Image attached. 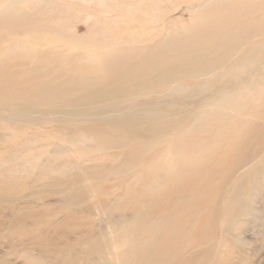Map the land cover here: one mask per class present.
<instances>
[{
  "label": "rangeland",
  "instance_id": "1",
  "mask_svg": "<svg viewBox=\"0 0 264 264\" xmlns=\"http://www.w3.org/2000/svg\"><path fill=\"white\" fill-rule=\"evenodd\" d=\"M0 28V264H264V0H0Z\"/></svg>",
  "mask_w": 264,
  "mask_h": 264
},
{
  "label": "bare ground",
  "instance_id": "2",
  "mask_svg": "<svg viewBox=\"0 0 264 264\" xmlns=\"http://www.w3.org/2000/svg\"><path fill=\"white\" fill-rule=\"evenodd\" d=\"M1 2H2V0H1ZM234 2V1H233ZM11 3V5H12V2H10ZM210 3V2H209ZM224 3V2H223ZM230 3L231 2H229V5H230ZM236 3V2H235ZM255 4V3H254ZM8 5V4H7ZM6 5V6H7ZM17 5V4H16ZM215 5V4H214ZM233 5V4H232ZM216 6H218V5H216ZM220 6V5H219ZM218 6V7H219ZM225 6V5H224ZM251 6H252V4H251ZM257 6H259V5H257ZM4 8V7H3ZM7 8V7H6ZM16 8V7H15ZM15 10V9H14ZM2 11V10H1ZM11 11V10H10ZM208 11V10H207ZM216 11V10H215ZM15 12H16V10H15ZM225 12V11H224ZM8 14V13H7ZM15 15H16V13H15ZM15 15H13V16H15ZM17 16V15H16ZM23 16V15H22ZM28 16V15H27ZM154 17V16H153ZM28 19V18H27ZM29 20V19H28ZM23 21V20H22ZM209 21V20H208ZM206 22V21H205ZM3 24V23H2ZM224 24V23H223ZM12 26V25H11ZM234 26V25H233ZM233 26H231V27H233ZM192 28V27H191ZM190 28V29H191ZM1 29V28H0ZM229 34V33H228ZM191 35H194V33H191ZM236 38V37H235ZM192 38H189V39H185V41L184 40H179V42L177 43V45L175 46V47H173V49H171L170 51H169V54H176V53H178V52H181L180 53V55H182V52H183V55H182V57H184V58H187V60L191 63V64H183V63H174V64H172V63H170V62H167V61H165L166 60V58H164L165 60H162L161 58H160V55H159V52H158V56H159V58H160V63L158 64V66H160L155 72L157 73V71H159V73L161 74V76H160V80H166L167 78H169V79H172V80H175V81H177V79L179 78V77H176L177 75H175V73L176 72H178L179 70H181V71H183L184 70V68H189L190 70H192L193 69V67H195V66H197V65H199L198 63L200 62V60L202 61L203 59H205L206 60V58H205V56H206V54H207V51L206 50H203V48H201V49H196V40H191ZM196 39H198V38H196ZM80 40V39H79ZM243 40V39H242ZM88 42V41H87ZM247 42V41H246ZM89 43V42H88ZM250 43V42H249ZM18 44H20V43H18ZM94 45V44H93ZM39 47H40V45H39ZM106 47V46H105ZM115 47V46H114ZM208 47H209V43L207 44V50H208ZM91 48V47H90ZM104 48V47H103ZM238 48V47H237ZM97 51V50H96ZM104 51V50H103ZM111 51V50H110ZM248 51V50H247ZM3 52V51H2ZM48 52V51H47ZM123 52L122 51H120V50H118V51H116V52H114V53H112V54H110L109 55V59L107 60V62L105 63V65L108 67V68H110V67H119L118 65L120 64V59H121V57L122 56H124V54H122ZM21 54V53H20ZM45 54V53H44ZM49 54H51V53H49ZM127 54V53H126ZM125 54V56H136L137 54H138V51H135V50H133V51H131V53H129V55H126ZM157 53H156V51H151L150 53H148L147 55H145L146 57H145V59H143L138 65V70H137V73L135 74V77L133 76L132 78H131V81H130V83H128V86L130 87L131 85H129V84H135V86L134 87H137V86H139V88H137V89H139V91H142V92H148V91H150L151 89L150 88H153L155 85H158V82H159V80H156L153 76H150L151 74H149V75H142V69L143 70H146V67L147 66H149V63L152 61V59L154 58V56L156 55ZM32 56V55H31ZM75 56V55H74ZM5 57V56H4ZM37 57V56H36ZM45 57V56H44ZM46 58V57H45ZM228 58V57H227ZM22 59V58H21ZM130 59V58H129ZM20 61H22V60H20ZM42 61V60H41ZM230 61V60H229ZM132 63H133V60H128V62H127V67L130 69V73H131V69H132V67H131V65H132ZM156 63V62H155ZM204 63V62H203ZM202 63V64H203ZM91 64V63H90ZM154 64V63H153ZM209 64V63H208ZM15 66V65H14ZM16 66H17V64H16ZM144 68H143V67ZM208 66V65H207ZM240 66V65H239ZM27 67V66H26ZM82 67V66H81ZM140 67H142V68H140ZM15 68H17V67H15ZM14 68V69H15ZM174 68H176L174 71H173V69ZM209 68V67H208ZM18 69V68H17ZM126 69V68H125ZM238 69V68H237ZM10 70V69H9ZM19 70V69H18ZM177 70V71H176ZM192 72H195V71H192ZM226 72V71H225ZM9 73V72H8ZM125 73H128V71L127 72H125ZM228 73V72H227ZM189 74V73H188ZM154 75H155V73H154ZM221 75V74H220ZM241 76V75H240ZM180 79V78H179ZM178 79V80H179ZM123 80V79H122ZM215 80V79H214ZM23 81V80H22ZM33 81H34V79H33ZM32 81V82H33ZM199 81V80H198ZM18 82V81H17ZM116 82V81H115ZM119 82V81H118ZM206 82V81H205ZM111 83V82H110ZM114 83V82H113ZM122 83V82H121ZM4 84V83H3ZM102 86H104V85H102ZM109 86V85H108ZM2 87V86H1ZM23 87V86H22ZM21 87V88H22ZM119 87V86H118ZM133 86L130 88V90H129V96H134V95H136V94H138L137 92H136V88H134ZM24 88V87H23ZM22 88V89H23ZM12 89H14V88H12ZM43 89V88H42ZM224 89V88H223ZM30 90V89H29ZM109 90V89H108ZM175 90L176 91H179V90H183V88L181 87V86H176L175 87ZM206 90V89H205ZM209 90V89H208ZM27 92V91H26ZM25 92V93H26ZM29 92V91H28ZM53 92V91H52ZM9 93H11V92H9ZM21 93V92H20ZM238 94V93H237ZM22 96V95H21ZM115 96V95H114ZM239 96V95H238ZM207 97V96H206ZM209 97V96H208ZM236 96L235 95H225V94H222V95H220L218 98H217V100H216V102L214 103V105H219V104H221V105H229V103H230V101H231V99H233V98H235ZM24 98V97H23ZM212 98V97H211ZM14 99V98H13ZM34 99V98H33ZM18 100V99H17ZM8 101V100H7ZM29 101V100H28ZM8 103V102H7ZM249 103V102H248ZM2 105V104H1ZM16 106H20L19 104H15ZM212 105V104H211ZM203 106V105H202ZM236 106V105H235ZM33 107V106H32ZM31 107V108H32ZM12 108V107H11ZM34 108V107H33ZM51 108V107H50ZM238 109V108H237ZM253 109V108H252ZM210 110V109H209ZM214 110V109H213ZM3 111V110H2ZM6 111V110H5ZM17 111V110H16ZM34 111V110H33ZM73 111H74V109H73ZM199 111V110H198ZM255 111V110H254ZM20 112V111H19ZM39 112V111H38ZM57 112V111H56ZM168 113V112H167ZM7 114V113H6ZM9 114V113H8ZM39 114V113H38ZM152 114V113H151ZM216 114V113H215ZM218 114V113H217ZM155 115H156V113H155ZM214 115V114H213ZM74 116V115H73ZM92 116V115H91ZM228 116H229V112H226L225 114H224V117H223V120L224 121H229V118H228ZM76 117V116H75ZM203 117H204V114H203V112H201V114L199 115V117H198V119H197V122H199V121H201V120H203ZM216 118H218V117H216ZM65 119V118H64ZM239 119V118H238ZM237 119V120H238ZM163 120V119H162ZM190 120V119H189ZM208 120V119H207ZM210 120V119H209ZM208 120V121H209ZM88 121V120H87ZM191 121V120H190ZM64 122V121H63ZM196 122V123H197ZM218 122V121H217ZM16 123V122H15ZM18 123V122H17ZM74 123V122H73ZM95 123V122H94ZM110 123V122H109ZM12 124V123H11ZM36 124V123H35ZM81 125V124H80ZM91 125V124H90ZM114 125H119V123L118 124H114ZM229 124H225L224 126H228ZM95 126V125H94ZM76 127V126H75ZM116 127V126H115ZM25 128V127H24ZM27 128V127H26ZM120 129V128H119ZM240 130H242V129H240ZM24 131V130H23ZM177 131V130H176ZM81 132V131H80ZM114 133V132H113ZM149 133V132H148ZM176 133V132H175ZM9 134V133H8ZM125 134V133H124ZM201 135V134H200ZM240 134H237L236 133V136H239ZM211 136V135H210ZM215 136V135H214ZM233 136H234V134H229V137H228V139L229 140H231V139H234L235 138V142H236V140L238 139V143H241L242 142V138H241V136H239V137H234L233 138ZM222 137V136H221ZM94 138V137H93ZM168 138V137H167ZM204 139V138H203ZM224 139V138H223ZM200 140V139H199ZM228 140V141H229ZM23 142V141H22ZM181 143H182V141L181 140H178V141H176L175 143H174V147H179L180 145H181ZM25 144V143H24ZM74 144V143H73ZM72 144V145H73ZM169 145V144H168ZM75 146V145H74ZM221 147V146H220ZM134 148V147H133ZM222 148V147H221ZM224 148V147H223ZM29 150V149H28ZM100 150V149H99ZM162 151V150H161ZM228 153V152H227ZM192 155V154H191ZM165 157V156H164ZM223 157V156H222ZM234 157H236V155L235 156H233V157H231V158H229V155H226L224 158H222V160H223V162H224V164H226V163H228L231 159H233ZM189 158V157H188ZM204 159V158H203ZM220 159V158H219ZM176 160V159H175ZM174 163V162H173ZM209 163V162H208ZM249 162H248V160L247 161H241V160H239L238 161V163H237V166H234L233 168H240V169H243V168H245V166L248 164ZM148 164V163H147ZM168 164V163H167ZM221 164V163H220ZM220 164H219V167H220ZM193 168V167H192ZM229 168H231V166H229ZM215 169H217V166L216 165H212V170H215ZM155 171V170H154ZM189 171V170H188ZM187 171V172H188ZM199 171V170H198ZM167 173V172H166ZM199 173V172H198ZM152 174V173H151ZM153 176V175H152ZM194 176V175H193ZM153 177H155V176H153ZM211 177V176H210ZM148 180V179H147ZM155 180V179H154ZM157 181H159V180H157ZM156 181V182H157ZM215 181V180H214ZM215 184V183H214ZM165 185V184H164ZM155 186V185H154ZM173 190V189H172ZM253 190V189H252ZM207 191V190H206ZM147 192V191H146ZM209 194V193H208ZM177 195V194H176ZM181 197V196H180ZM209 197V196H208ZM213 197V196H212ZM154 199V198H153ZM177 202V201H176ZM178 205V204H177ZM202 206V205H201ZM194 208V207H193ZM200 210V209H199ZM209 216V215H208ZM209 220V219H208ZM135 225V224H134ZM204 229V228H203ZM177 233V232H176ZM178 237V236H177ZM117 238V237H116ZM144 238H146V237H144ZM176 240V239H175ZM130 243V242H129ZM169 244V243H168ZM172 244H175V243H172ZM133 245V244H132ZM170 245V244H169ZM114 246V245H113ZM112 246V247H113ZM159 246V245H158ZM149 249V248H148ZM131 250V249H130ZM125 253V252H124ZM136 253V252H135ZM143 253H144V251H143ZM147 254V253H146ZM159 254V253H158ZM165 255H167V254H165ZM176 255V254H175ZM150 256V255H149ZM168 256V255H167ZM163 257V256H162ZM158 258V257H157ZM161 258V257H160ZM164 258V257H163ZM168 258V257H167ZM170 259V258H169ZM160 260V259H159ZM167 260V259H166ZM146 262V261H145ZM150 262V261H149ZM165 263V262H164Z\"/></svg>",
  "mask_w": 264,
  "mask_h": 264
}]
</instances>
